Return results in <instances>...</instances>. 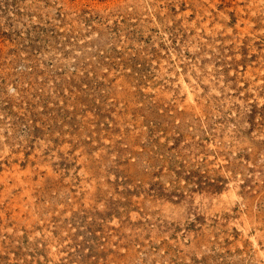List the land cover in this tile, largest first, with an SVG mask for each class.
I'll return each instance as SVG.
<instances>
[{
	"label": "rangeland",
	"instance_id": "1",
	"mask_svg": "<svg viewBox=\"0 0 264 264\" xmlns=\"http://www.w3.org/2000/svg\"><path fill=\"white\" fill-rule=\"evenodd\" d=\"M0 127V264H264V0H0Z\"/></svg>",
	"mask_w": 264,
	"mask_h": 264
},
{
	"label": "bare ground",
	"instance_id": "2",
	"mask_svg": "<svg viewBox=\"0 0 264 264\" xmlns=\"http://www.w3.org/2000/svg\"><path fill=\"white\" fill-rule=\"evenodd\" d=\"M256 8V7H255ZM254 8V9H255ZM252 9V8H251ZM195 21V20H194ZM196 22V21H195ZM184 24V23H183ZM196 26V25H195ZM192 28V27H191ZM189 29V28H188ZM196 30H197V28H196ZM236 40V39H235ZM190 89V88H189ZM120 96V95H119ZM69 107V106H68ZM78 108H79V106H77ZM87 108V107H86ZM81 112V111H80ZM83 113V112H82ZM93 113V112H92ZM85 114H87V113H85ZM84 114V115H85ZM111 114V113H110ZM125 115V114H124ZM111 116V115H110ZM81 117V116H80ZM94 117V116H93ZM107 118V117H106ZM82 119V118H81ZM80 119V120H81ZM117 119V118H116ZM124 119V118H123ZM79 121V120H78ZM82 121V120H81ZM112 121V120H111ZM117 121V120H116ZM119 121V120H118ZM91 122V121H90ZM87 123H89L88 121H87ZM86 123V124H87ZM95 123V122H94ZM117 123V122H116ZM121 123V122H120ZM83 124V123H82ZM96 124V123H95ZM126 124V123H125ZM89 125V124H88ZM103 126V125H102ZM113 127H114V125H112ZM117 127V126H116ZM1 128V127H0ZM121 128V127H120ZM46 130V129H45ZM109 130V129H108ZM42 131V130H41ZM40 131V132H41ZM86 131V130H85ZM107 131V130H106ZM131 131V130H130ZM51 132V131H50ZM66 132V131H65ZM70 132V131H69ZM101 132V131H100ZM109 132V131H108ZM91 133V132H90ZM4 134V133H3ZM41 134V133H40ZM39 134V135H40ZM100 134V133H99ZM116 134H117V132H116ZM121 134V133H120ZM48 135V134H47ZM74 135V134H73ZM81 135V134H80ZM101 135H103V134H101ZM115 135V134H114ZM129 135H131V134H129ZM82 136V135H81ZM80 136V137H81ZM111 136H113V135H111ZM5 137V136H4ZM39 137V136H38ZM50 137H51V135H50ZM95 137V136H94ZM100 137V136H99ZM49 138V137H48ZM73 138V137H72ZM85 138V137H84ZM59 139V138H58ZM64 139H66V138H64ZM104 139H106V138H104ZM82 140V139H81ZM85 140V139H84ZM23 141V140H22ZM86 141V140H85ZM107 141V140H106ZM8 142V141H7ZM54 142V141H53ZM64 142H65V140H64ZM87 142V141H86ZM89 142V141H88ZM4 143V142H3ZM10 143V142H9ZM33 143V142H32ZM73 143V142H72ZM110 143V142H109ZM116 143V142H115ZM35 144V143H34ZM51 144V143H50ZM88 144V143H87ZM43 145V144H42ZM96 145V144H95ZM111 145V144H110ZM113 145V144H112ZM10 146H12V145H10ZM22 146V145H21ZM88 146V145H87ZM62 147V146H61ZM69 147V146H68ZM113 147V146H112ZM111 147V148H112ZM79 148H80V146H79ZM119 148V147H118ZM22 149V148H21ZM84 149V148H83ZM110 149V148H109ZM38 150V149H37ZM77 150V149H76ZM100 150V149H99ZM98 150V151H99ZM123 150V149H122ZM12 151V150H11ZM52 151V150H51ZM85 151V150H84ZM117 150H115V152H116ZM10 152V151H9ZM83 152V151H82ZM120 152V151H119ZM3 153V152H2ZM14 153V152H13ZM19 153V152H18ZM52 153H53V151H52ZM91 153V152H90ZM90 153H89V155H90ZM31 154V153H30ZM66 154V153H65ZM58 155V154H57ZM86 155V154H85ZM88 155V154H87ZM86 155V156H87ZM81 156V155H80ZM99 156V155H98ZM111 156V155H110ZM60 157V156H59ZM79 157V156H78ZM89 157V156H88ZM102 157V156H101ZM118 157V156H117ZM40 158V157H39ZM108 158V157H107ZM79 159V158H78ZM89 159V158H88ZM43 160V159H42ZM29 161V160H28ZM50 161V160H49ZM78 161V160H77ZM91 161V160H90ZM42 162V161H41ZM92 162H94V161H92ZM95 163V162H94ZM100 163V162H99ZM41 164V163H40ZM98 164V163H97ZM4 165H5V163H4ZM17 165V164H16ZM32 166V165H31ZM41 166V165H40ZM20 167V166H19ZM100 167V166H99ZM115 167V166H114ZM97 169V168H96ZM51 170V169H50ZM79 170V169H78ZM35 171V170H34ZM49 172V171H48ZM87 173V172H86ZM96 173V172H95ZM98 173V172H97ZM125 173V172H124ZM41 174V173H40ZM44 174V173H43ZM93 174V173H92ZM17 176V175H16ZM111 176H113V174L111 175ZM29 180V179H28ZM34 181V180H33ZM20 182V181H19ZM57 182V181H56ZM104 182V181H103ZM145 183V182H144ZM111 184H112V182H111ZM134 184V183H133ZM109 185V184H108ZM141 186V185H140ZM6 187V186H5ZM3 188H4V186H3ZM8 188V187H7ZM20 188V187H19ZM21 188L23 189V187H22V185H21ZM27 188V187H26ZM79 188V187H78ZM24 189H25V187H24ZM23 189V190H24ZM39 190V189H38ZM107 191V190H106ZM103 193V192H102ZM4 196V195H3ZM2 196V197H3ZM36 196V195H35ZM20 197V196H19ZM99 198V197H98ZM23 202V201H22ZM36 202V201H35ZM34 203V202H33ZM99 203V202H98ZM13 204V203H12ZM44 204V203H43ZM8 208V207H7ZM33 208H36V207H33ZM38 208V207H37ZM9 210V209H8ZM131 212V211H130ZM133 212V211H132ZM16 213V212H15ZM138 214V213H137ZM10 215H11V213H10ZM16 218V217H15ZM3 219V218H2ZM117 219V218H116ZM112 220V219H111ZM4 222V221H3ZM110 223V222H109ZM14 224V223H13ZM140 225V224H139ZM246 227V226H245ZM139 228V227H138ZM70 229V228H69ZM42 231V230H41ZM31 232V231H30ZM33 232V231H32ZM95 232V231H94ZM72 235V234H71ZM7 237V236H6ZM30 237V236H29ZM35 238V237H34ZM68 238V237H67ZM76 240V239H75ZM60 241V240H59ZM73 241V240H72ZM56 242V241H55ZM62 243V242H61ZM47 245V244H46ZM51 245V244H50ZM14 246V245H13ZM49 246V245H48ZM50 247V246H49ZM66 247V246H65ZM6 248V247H5ZM4 248V249H5ZM15 248V247H14ZM98 249H99V247H97ZM72 249V248H71ZM79 249V248H78ZM81 249V248H80ZM83 250V249H82ZM64 252H66V251H64ZM130 253V252H129ZM55 255V254H54ZM75 255V254H74ZM67 256V255H66ZM70 257V256H69ZM121 257V256H120ZM12 258V257H11ZM65 258V257H64ZM67 258V257H66ZM65 258V259H66ZM86 258V257H85ZM118 259V258H117ZM120 259V258H119ZM10 260V259H9ZM25 260V259H24ZM72 260V259H71ZM47 262V261H46ZM73 262V261H72ZM111 263H113V262H111ZM5 264V263H4ZM115 264V263H114Z\"/></svg>",
	"mask_w": 264,
	"mask_h": 264
}]
</instances>
